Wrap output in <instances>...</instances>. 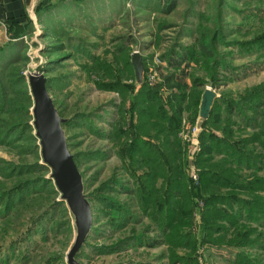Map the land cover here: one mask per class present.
Here are the masks:
<instances>
[{"label":"rangeland","instance_id":"obj_1","mask_svg":"<svg viewBox=\"0 0 264 264\" xmlns=\"http://www.w3.org/2000/svg\"><path fill=\"white\" fill-rule=\"evenodd\" d=\"M40 1L19 27L0 20V264H73L74 216L25 126L32 69L47 77L92 209L78 264H264V40L247 43L264 39V0H50L38 18ZM188 47L197 53L172 66ZM205 87L217 100L200 121ZM246 96L259 100L248 121L226 107ZM212 136L246 141L257 162L239 165L218 141L206 155ZM212 168L219 184L205 187Z\"/></svg>","mask_w":264,"mask_h":264},{"label":"water","instance_id":"obj_2","mask_svg":"<svg viewBox=\"0 0 264 264\" xmlns=\"http://www.w3.org/2000/svg\"><path fill=\"white\" fill-rule=\"evenodd\" d=\"M132 62L137 80H141L142 59L137 50L132 53ZM27 86L31 96V125L37 139L41 162L49 168L48 177L52 179L59 193L58 200H63L74 216L76 234L70 246L67 259L78 264L74 254L85 241L92 223V209L84 192L82 174L74 156L70 153L61 117L45 86L46 77L41 71L30 70L26 74ZM217 93L211 87H205L199 104V120L203 121L210 113Z\"/></svg>","mask_w":264,"mask_h":264},{"label":"trees","instance_id":"obj_3","mask_svg":"<svg viewBox=\"0 0 264 264\" xmlns=\"http://www.w3.org/2000/svg\"><path fill=\"white\" fill-rule=\"evenodd\" d=\"M49 1L50 0H41L40 1V6H39V10L37 11L36 10V13H37V16H38V18L40 17V15L44 12V11H46V10H48L50 7H51V5L49 4ZM45 8V9H44ZM25 18H24V20H26V19H29L28 18V16H27V14L24 16ZM22 21H23V19L22 20H19V21H10V24H15V26L16 27H19V24H21L22 23ZM40 21H41V19H40ZM16 33L17 32H19V31H15ZM16 33H15V35L14 36H16ZM13 36V37H14ZM12 37V36H11ZM260 37H262V35L260 36ZM11 40V39H10ZM260 40H264V39H261V38H259V37H256V38H254L253 40H251V41H249V42H247V43H255L256 41H259V42H257V44L258 45H260L261 43H260ZM14 41H11V43H13ZM247 43H243V44H241V45H245V44H247ZM198 47H199V49H197V51H198V54L199 55H201L202 56V58L203 59H208L209 57H211L213 54H214V51L210 48V46L207 44V42L205 41V39H200V42L198 43ZM197 51L196 50H193L192 48H190V47H188V49L187 48H184L181 52H177L176 53V56H174V57H172V58H170V63H171V65L172 66H175V65H178V64H180L183 60H185V59H187L188 57H190V56H194L195 55V53H197ZM4 75H7L8 76V74L5 72V74ZM19 78H20V80L21 81H23L24 80V76L23 75H21V74H19V76H18ZM46 80H47V77H46ZM46 80H45V86H47L46 85ZM10 82H11V84H8V81H7V84L8 85H12V80H10ZM13 82L15 83L16 81H14L13 80ZM27 84V83H26ZM197 85H199L198 83H194V86H197ZM28 88H24L23 89V91H24V93H25V97L27 98V102H29V106L31 105V96H30V93H29V90H27ZM153 91H156V89H152ZM3 92H4V85H1L0 86V104L2 105V102L4 101V96H3ZM172 96H174V94L172 95ZM255 96H261V94L260 93H255L254 94V97ZM174 97H176V98H178V96L177 95H175ZM180 97L181 98H184V95H180ZM192 97V99H194L195 101H198V97H199V95L198 96H195L194 95V92H193V96H191ZM196 98V99H195ZM251 97H249V96H246V97H239L238 99H231L229 102H231L232 104H230L229 102L228 103H226V107H227V110H228V113H229V111H231V113H229V114H232L231 116H233L235 113H238L239 115H241L240 117H243V119H245L246 121H248L247 120V118H248V115H246L245 113H243V112H245V110H251L252 112H259V109H258V107H259V100H257V101H251V99H250ZM216 100H217V98H215L214 99V102H213V104L216 102ZM193 101V100H192ZM152 103V101L150 102V104ZM213 104H212V106H213ZM211 106V107H212ZM239 107L240 109H238V110H236L235 109V107ZM236 110V111H235ZM174 114H176V113H174ZM236 115V114H235ZM262 115H264V113H262ZM155 116H156V114H155ZM30 119H31V114H30ZM226 120H227V122H229V124H230V126H231V117H227L226 118ZM1 121V120H0ZM253 122V121H252ZM262 122L263 121H259L258 122V127L260 128V126H261V124H262ZM25 126L26 127H31L32 129H33V127H32V125H31V123H29V122H26L25 123ZM8 127H6L5 128V131H6V129H7ZM2 132H4V130H2ZM258 132V131H257ZM228 133L229 134H231L232 133V130H231V128L229 127V129H228ZM201 137L203 136L202 135V133H201V135H200ZM32 137H34L35 139H36V137L34 136V134L32 133ZM211 138V147L210 146H207L205 149V154L206 155H208V156H210L209 155V153H211V152H213L214 151V143H215V141H218V143H219V147H221V146H223V147H225L227 150H234V153L232 154V155H234L235 156V161H237L238 163H239V165H241L243 162H245V161H248L249 163L250 162H257L256 161V157H255V155L253 154V153H251V152H249V151H247L244 147L248 144L246 141H240V142H237V141H233L234 143H235V146L233 145V143H231V141H230V139L229 138H227L228 140H229V142H227V141H222L221 139L222 138H220V137H210ZM37 140V139H36ZM251 142H253V141H251ZM261 142H263L264 143V139L263 140H261ZM230 144V145H229ZM239 144H240V146H239ZM34 146H38V144H37V142L35 143V145ZM230 148V149H229ZM225 150V149H224ZM227 152V151H226ZM73 156H74V158H76V155L75 154H73ZM39 166H40V169H48V167H47V165L46 164H43V163H41V164H39ZM216 175H219L218 174V172H216L215 171V169H213L212 168V170H210V171H207V174H205V175H203L202 177H204L203 178V180L205 181V183H206V185H205V187L207 186V185H210L211 183H216V184H219V182L215 179V176ZM220 176V175H219ZM48 179H50L49 177H48ZM57 191V190H56ZM58 192V191H57ZM57 202L58 203H60V202H63V200H57ZM215 201H209L207 204L208 205H210V204H213ZM120 210H125V209H123V207H121V208H119ZM252 213L251 212H247V215L248 216H250Z\"/></svg>","mask_w":264,"mask_h":264},{"label":"crops","instance_id":"obj_4","mask_svg":"<svg viewBox=\"0 0 264 264\" xmlns=\"http://www.w3.org/2000/svg\"><path fill=\"white\" fill-rule=\"evenodd\" d=\"M33 0H0V20L19 21L28 13Z\"/></svg>","mask_w":264,"mask_h":264}]
</instances>
